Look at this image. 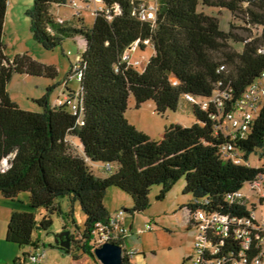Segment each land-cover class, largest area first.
Masks as SVG:
<instances>
[{"label":"trees","instance_id":"obj_1","mask_svg":"<svg viewBox=\"0 0 264 264\" xmlns=\"http://www.w3.org/2000/svg\"><path fill=\"white\" fill-rule=\"evenodd\" d=\"M7 1L0 0V194L12 200L28 193L30 209L11 212L7 242L33 253L40 243L35 232L46 231L56 214H64L75 224L77 205L83 227L75 226L76 231L69 234L68 250L53 247L70 254L73 263L87 256L99 264L90 243L97 224L107 226L111 215L103 204L106 191L115 188L127 195L132 202L127 213L133 216L147 209L151 187H160L155 197L160 201L179 180L183 181L182 195L191 197L178 206L188 230L193 226L197 233L198 213L250 218L255 206L239 204L229 196L250 193L253 182L264 177V102L246 137L234 143L242 163L221 156L227 137L219 125L264 70V0H159L153 24L133 15L131 0H100L104 10L93 15L90 27L82 20L72 19L74 27L55 21L52 8L66 0H32L26 16L35 42L51 50L62 39L72 38L84 47L70 71L78 90L65 85L63 91V96L76 102V109L51 104L45 95L31 100L38 111L21 109L10 99L7 84L14 74L53 78L55 72L26 52L10 62L5 58L2 38ZM204 9L228 11L245 25L247 35L234 33L232 23L228 31L221 30L219 18ZM136 40H149L152 45L142 71L121 59L125 48ZM213 95L222 105L209 102L202 109L199 101ZM131 101L135 109L151 101L160 116L180 110L190 123L169 124L161 138L154 140L127 125L124 115ZM69 138L78 142L80 154L72 151ZM250 155L263 163L252 167ZM3 160L6 169L1 168ZM98 171L103 175H97ZM61 199L67 200L66 208ZM263 203L261 198L257 204ZM252 224L257 226L255 221ZM254 238L244 247L232 228L223 234L209 229L203 234L205 248L199 263L251 264L261 249ZM214 248L217 252L211 254ZM29 252L21 255L22 261L28 260Z\"/></svg>","mask_w":264,"mask_h":264},{"label":"rangeland","instance_id":"obj_2","mask_svg":"<svg viewBox=\"0 0 264 264\" xmlns=\"http://www.w3.org/2000/svg\"><path fill=\"white\" fill-rule=\"evenodd\" d=\"M66 0L64 5L58 7L57 15L65 20V24L74 27V21L82 20L86 27L93 23L92 7L86 8V0ZM32 0H8L3 22V45L4 56L10 62L16 55L27 53L29 57L44 66L51 67L55 76L48 78L46 76L32 77L28 75H12L7 84V92L12 101L19 105L21 109L38 111L35 104H31L32 99L47 96L49 102L53 104L57 99L63 97L64 87L71 91L78 90V82L74 75L70 73L71 66L76 62V58L83 52V45L80 41L72 38H64L51 50H45L40 44L35 42L29 31V18L26 16V10L30 8ZM55 7L52 8L54 10ZM205 13L217 16L220 20V29L229 30V24L232 23V31L240 36H246L247 32L243 30L245 25L238 19L233 18L228 11L204 9ZM74 16V18H71ZM235 50H240V46L231 43ZM152 55L151 46L145 47L144 51H139L134 58L144 56L148 59ZM47 88H51L47 91ZM125 120L128 126H131L137 132L144 133L154 140H159L165 126L169 124L190 123L189 116L180 110L175 112H166L160 116L154 112V105L151 101L142 104L138 109L131 104L125 111ZM224 126H228L224 121ZM70 147L75 154H80L79 145L74 140H69ZM263 162H258L254 155L249 156V164L252 167L260 166ZM7 161L3 160L1 168L6 169ZM182 180H179L165 194L160 201L155 199L160 187H151L148 194V207L142 213H135L133 216L127 213V209L132 207L130 198L115 188H109L106 191L103 204L106 210L112 214L114 211L123 210L126 219L122 222L124 229L131 227L123 235L122 242L126 251H136L137 253L131 259V264H191L196 257L194 250L196 231L193 226L188 227L185 224L184 214L178 210V206L190 200L189 195H182ZM244 191L246 187L242 188ZM62 206L67 207V200L61 199ZM260 213L264 216V203L256 208L255 214ZM74 220L72 224L64 214H56L52 217V224L42 232H35V237H39L40 243L38 250L44 252L42 264H73L70 254H66L53 247L55 236L63 232L66 227L70 233L76 231L75 226L83 227L84 217L77 205L74 207ZM0 223L6 230L7 224L3 222V209L0 207ZM145 224L150 226L148 231H139ZM25 253H28L29 248ZM21 257V256H20ZM96 261V259H95ZM99 263V262H98ZM24 264H30L26 260ZM75 264H95L87 256L81 257ZM100 264V263H99Z\"/></svg>","mask_w":264,"mask_h":264},{"label":"built area","instance_id":"obj_3","mask_svg":"<svg viewBox=\"0 0 264 264\" xmlns=\"http://www.w3.org/2000/svg\"><path fill=\"white\" fill-rule=\"evenodd\" d=\"M84 4L86 8H89L90 4L92 7V15L102 12L103 6L100 0H86ZM133 4V15L137 17L142 22H150L153 24L155 22L157 11L159 8V0H131ZM72 5L75 6L74 0H72ZM55 21L58 24H65V20L60 18L58 15H54ZM71 18H74L72 16ZM143 46V49H141ZM152 45L149 40L139 42L138 40L130 43L122 53L121 59L126 64L135 68L138 71H142L145 67L148 59L144 56L140 58H134L139 51H144L145 47ZM77 66H74L76 69ZM79 77V74H77ZM173 84L176 82L173 81ZM185 99L196 103L197 100L191 96H185ZM209 102L217 103L218 106L222 105V102L218 99L217 95H213L208 100L199 101V105L202 109H206ZM264 102V70L259 74V76L251 82L243 91L241 96L234 102L233 107L229 110L224 118L223 122L219 125L222 127L224 136L227 137V142L221 147V156L224 159H229L236 164L242 163L241 153L237 150L234 143L239 140H243L248 133L252 122L259 112L262 103ZM67 104L72 110L76 109V102L69 100L66 96L61 99H57L54 105ZM227 121L228 126H224V121ZM250 193L243 194L241 192H236L232 196H229L232 200L237 201L242 205H254L255 210L259 207L257 204L259 199L264 198V177L253 182L250 186ZM199 221V226L197 228V233L195 236L194 248L196 249V257L192 260L191 264L199 263V254L202 253L203 248H205V243L203 239V234L207 230L214 231L215 234H223L227 232L229 228H232L233 236L236 239H240L244 243V247L249 246L250 242L255 235L257 246H260V252L256 255L251 264H264V216L260 213L259 216L255 214V211L251 213L250 218L237 220L236 218H228L227 216L212 215L210 217L204 216L202 213H198L196 216ZM126 219L125 212L123 210L114 211L108 218L107 226H102L97 224L95 230L92 231L93 240L91 241V251L93 253L94 249L101 246L105 242H111L119 244L123 250L122 259L123 264H131V259L137 253L136 251H126L124 249V243L122 242L123 235L127 231L131 230L128 228L124 229L122 222ZM253 221L257 223V226H253ZM150 226L145 224L139 231H148ZM259 233V234H257ZM254 238V239H255ZM33 253L29 252L28 261L33 264H40L44 253ZM217 252L214 248L210 251L211 254ZM237 264H242L241 262Z\"/></svg>","mask_w":264,"mask_h":264},{"label":"crops","instance_id":"obj_4","mask_svg":"<svg viewBox=\"0 0 264 264\" xmlns=\"http://www.w3.org/2000/svg\"><path fill=\"white\" fill-rule=\"evenodd\" d=\"M57 9L58 8H55L54 10H52V13L54 15L55 14L57 15V11H58ZM129 104H131V102ZM71 139L74 140L77 143V145H79L78 142L74 138H69V140ZM96 174L99 176L103 175L100 171L96 172ZM0 207L3 209V222L7 224L9 216L12 211H21V212L30 211L29 205H28V193H20L12 200L4 198L0 194ZM3 228H4L3 224L0 223V264H24V261H22L20 256L26 252V249L24 247L19 248L15 244L7 242L5 240L6 230H4ZM35 238L40 239L38 236ZM36 250H37L36 254L44 253L43 251H39L38 248ZM75 263L77 262H74L73 264ZM30 264H33V263L30 262ZM40 264H42V261Z\"/></svg>","mask_w":264,"mask_h":264},{"label":"water","instance_id":"obj_5","mask_svg":"<svg viewBox=\"0 0 264 264\" xmlns=\"http://www.w3.org/2000/svg\"><path fill=\"white\" fill-rule=\"evenodd\" d=\"M69 231H63L55 236V244L61 248L68 250L70 248ZM122 248L119 244L105 242L93 251L94 258L100 264H123Z\"/></svg>","mask_w":264,"mask_h":264}]
</instances>
